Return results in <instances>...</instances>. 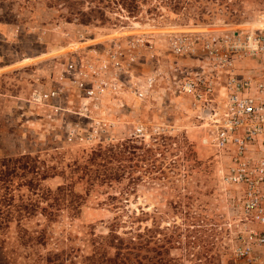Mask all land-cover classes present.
I'll return each instance as SVG.
<instances>
[{"label":"rangeland","instance_id":"rangeland-1","mask_svg":"<svg viewBox=\"0 0 264 264\" xmlns=\"http://www.w3.org/2000/svg\"><path fill=\"white\" fill-rule=\"evenodd\" d=\"M118 1L0 0V264H234L236 217L188 100L120 84L86 100L63 73L131 39L134 64L164 69L169 36L257 29L264 0ZM51 88L57 103L30 102Z\"/></svg>","mask_w":264,"mask_h":264},{"label":"built area","instance_id":"built-area-1","mask_svg":"<svg viewBox=\"0 0 264 264\" xmlns=\"http://www.w3.org/2000/svg\"><path fill=\"white\" fill-rule=\"evenodd\" d=\"M139 45L140 40L131 39L125 49L113 47L92 62H69L63 74L78 97L86 100L119 84L135 85L140 99L161 85L165 93L186 98L202 122V141L218 154L219 177L236 217L230 257L234 264H264V30L171 35L167 47L175 61L151 71L134 64L132 53ZM123 53L128 56L124 64ZM184 57L192 62L179 64L178 58ZM246 61L256 65L249 75L242 73ZM61 96L60 88L34 89L30 102L49 106Z\"/></svg>","mask_w":264,"mask_h":264},{"label":"trees","instance_id":"trees-1","mask_svg":"<svg viewBox=\"0 0 264 264\" xmlns=\"http://www.w3.org/2000/svg\"><path fill=\"white\" fill-rule=\"evenodd\" d=\"M94 1V0H92ZM102 1V0H100ZM118 3L124 7H126L129 11V13L131 14H134L135 11H136V5H135V0H119ZM98 12V10H97ZM82 14H80V17L83 18V17H86V15L88 14H83V12H81Z\"/></svg>","mask_w":264,"mask_h":264},{"label":"bare ground","instance_id":"bare-ground-1","mask_svg":"<svg viewBox=\"0 0 264 264\" xmlns=\"http://www.w3.org/2000/svg\"><path fill=\"white\" fill-rule=\"evenodd\" d=\"M254 27H256L257 29L264 30V19L261 22H259L258 24H255Z\"/></svg>","mask_w":264,"mask_h":264},{"label":"crops","instance_id":"crops-1","mask_svg":"<svg viewBox=\"0 0 264 264\" xmlns=\"http://www.w3.org/2000/svg\"><path fill=\"white\" fill-rule=\"evenodd\" d=\"M2 69H3V68L0 67V70H2ZM242 73H243V74H248V75H249V74L252 73V72H250V71H245V70H244V72H242Z\"/></svg>","mask_w":264,"mask_h":264}]
</instances>
